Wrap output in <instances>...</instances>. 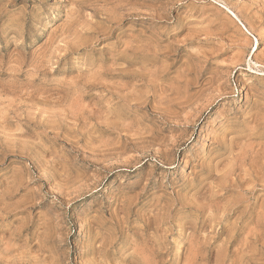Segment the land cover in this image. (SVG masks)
<instances>
[{
  "label": "rangeland",
  "instance_id": "rangeland-1",
  "mask_svg": "<svg viewBox=\"0 0 264 264\" xmlns=\"http://www.w3.org/2000/svg\"><path fill=\"white\" fill-rule=\"evenodd\" d=\"M0 264H264V0H0Z\"/></svg>",
  "mask_w": 264,
  "mask_h": 264
},
{
  "label": "bare ground",
  "instance_id": "bare-ground-1",
  "mask_svg": "<svg viewBox=\"0 0 264 264\" xmlns=\"http://www.w3.org/2000/svg\"><path fill=\"white\" fill-rule=\"evenodd\" d=\"M123 6V5H122ZM128 17V16H127ZM123 18V15H122V17H121V19ZM126 20V19H125ZM122 21V20H121ZM144 50V49H143ZM147 54H149V53H146V55ZM154 55V54H153ZM131 56H132V54H131ZM138 56V55H137ZM140 57V56H139ZM139 59V58H138ZM131 60V59H130ZM137 63V62H136ZM128 65V64H127ZM136 65V64H135ZM131 66V65H130ZM110 68V67H109ZM114 69V68H113ZM111 71H112V68L110 69ZM119 73V72H118ZM129 76V75H128ZM131 78H133L132 76H131Z\"/></svg>",
  "mask_w": 264,
  "mask_h": 264
}]
</instances>
